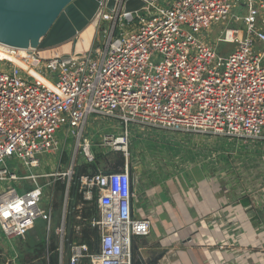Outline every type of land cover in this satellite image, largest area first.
<instances>
[{
    "label": "built area",
    "instance_id": "obj_1",
    "mask_svg": "<svg viewBox=\"0 0 264 264\" xmlns=\"http://www.w3.org/2000/svg\"><path fill=\"white\" fill-rule=\"evenodd\" d=\"M125 1L115 0L111 12L103 1L90 46L80 54L75 47L64 54L0 44L10 57L0 55V231L24 240L36 221L44 224L42 256L29 264H134L132 241L150 235L153 216L137 213L144 194L134 172L139 155L130 149L133 127L162 130L198 147L208 148L205 138L223 140L220 145L239 149L236 158L253 153L250 163L260 173L255 160L264 159V0H141L132 12L125 11ZM213 27L219 33L211 43ZM218 44L232 47L220 50ZM90 119L108 131L100 138L87 133ZM60 130L65 140H74L65 168L53 162L63 151ZM221 151L211 148L199 159L218 165ZM111 152L124 158L118 171L76 175L79 166ZM229 159L225 163L233 166ZM19 166L26 174H17ZM228 186L224 194L232 190ZM233 197L229 207L225 198V212L241 206L251 218L264 214L262 200L251 192ZM253 232L264 246V225ZM242 233L232 234L233 244ZM249 259L246 252L220 264H250ZM17 261L15 253L12 264Z\"/></svg>",
    "mask_w": 264,
    "mask_h": 264
},
{
    "label": "crops",
    "instance_id": "obj_2",
    "mask_svg": "<svg viewBox=\"0 0 264 264\" xmlns=\"http://www.w3.org/2000/svg\"><path fill=\"white\" fill-rule=\"evenodd\" d=\"M58 140L64 153L58 151L53 162L56 166L59 162L65 168L72 158L74 140L72 138ZM218 141L205 138L201 142H205L208 148L218 151L220 143L224 142ZM164 151V154H161L163 159L158 158L157 162L155 160L147 165L153 170V176L146 177L147 186L138 187L141 194H144L143 203H146L148 213L153 216L151 230L155 238L150 241L147 240L148 236L134 238L133 251H138L145 262L152 258L158 259L157 264H220L221 261L233 258L232 247L244 248L245 251L248 248H256L253 231L259 223L264 225V214L258 213L251 218V214L249 216L242 212L241 206H235L237 208L234 209V213L228 221L226 220L228 214L223 204L225 202L223 188L224 182L232 180V177L226 176L227 170L223 166L227 164L222 156L216 159L218 165H215L217 168L215 172L208 173L202 168L203 177L195 178L192 159L194 151L191 150V154L187 155L190 159L186 157V161H183V155L174 157L172 154L168 155L169 150ZM110 155L114 156L108 160L115 162L118 153L111 152ZM239 157H232L234 169L248 167L251 170V166H248L251 160L247 156ZM96 158L99 166L103 156L99 155ZM255 161H258L256 166L260 170L261 167L264 169V159ZM79 162L82 164V159ZM209 162L204 161L205 165ZM134 172L137 176L141 174ZM225 177L229 179L226 180ZM232 181H235V178ZM231 199L236 200L235 197ZM241 203L243 206L248 204L246 200H241ZM248 217L251 219L248 220ZM237 226L241 230L236 232ZM240 231H243L242 235L237 238L236 244H233L235 233ZM252 251L248 262L263 264L258 251Z\"/></svg>",
    "mask_w": 264,
    "mask_h": 264
},
{
    "label": "rangeland",
    "instance_id": "obj_3",
    "mask_svg": "<svg viewBox=\"0 0 264 264\" xmlns=\"http://www.w3.org/2000/svg\"><path fill=\"white\" fill-rule=\"evenodd\" d=\"M238 28H242V26H238ZM219 30L217 29V27H213L211 29L210 34V42L214 43L215 42V36L218 35ZM78 35L76 36L75 40H71L70 42L61 45L59 47H56L58 51H60L59 48L61 47H67L68 48V52L71 51V49L75 47V50L77 49V51L80 50V48H77V44L79 43V39L77 38ZM92 40V36L90 38V43ZM89 43V46H90ZM83 46V45H81ZM89 46H84L85 48H83L84 50L89 48ZM232 46L226 45V44H218V48L220 50L222 49H231ZM54 48V49H56ZM82 49V50H83ZM218 49V52L220 51ZM256 51H258V46L255 48ZM227 51V50H226ZM2 67V65L0 64V68ZM103 122L99 121L98 123L92 124L91 123V119L89 120L87 127H86V132L88 133H92L94 134V136L96 138H100L101 134L104 131H108L107 128H105L102 125ZM99 124V125H97ZM56 137L59 139H64V136L62 134V130L58 131L56 133ZM130 137H131V142H130V149L133 153H137L139 155V163L137 162L134 169L137 173H141L137 176L138 178V184L140 186H147V182L148 179L153 176V170L152 168H150L149 166H147L144 162L145 159V155H147L146 157L148 158L149 162H154L158 158L163 159V156L161 154H164V150H173V152H175L173 154V156L175 157L178 153H180V155H183V161H186V157L187 155L191 154V150L194 151V158L193 159V163H194V175L195 178L198 177H203V172L201 171L202 168L206 167V171L208 173L210 172H215L217 170V168H215V166H204L205 163L201 162L199 157L203 156L205 152L209 151L210 148H207L206 146L203 147H198V145L196 143H194V145H192V143L190 141H185L183 139L177 140L176 137H174L172 134L162 131V130H157V129H149V130H140L137 128H131L130 131ZM72 142V140H70ZM206 145V144H205ZM194 146V148L192 147ZM221 149L224 150L223 153V157L225 162L228 163V159L229 157H233L235 155L238 154L239 149H233L232 151V147L222 144L220 145ZM219 148V147H218ZM232 151V152H231ZM231 152V153H230ZM161 153V154H160ZM227 153L229 155H227ZM120 154V153H119ZM117 155L120 156V155ZM242 154V153H241ZM245 155L247 153H244ZM150 155V156H149ZM114 155H110L107 154L106 156H104L100 162H99V166H98V171L101 172H108L112 170V162L113 161H109L108 159L113 157ZM247 157H249L251 159V161L255 158V155L253 153H250L247 155ZM107 158V159H106ZM238 158V157H237ZM187 159H190L189 156L187 157ZM230 160V159H229ZM41 162L43 164H45V156L43 159H41ZM226 163V164H227ZM251 166V170L248 169V167H242L240 168V170L238 172H240V177L237 176V174L235 175V173L237 172L233 166L230 165H225L223 166V168H225L227 170L226 172V176H228L229 178H231L232 180H234L235 176V181L232 180H228L230 182V185L228 186L227 183L224 182V186H228L229 188H231L232 190L227 192L225 194V198L228 202L229 199H231L233 196H237L240 192V190L242 192H246L249 191L251 192V196H253L252 198H255V201L257 200H262V204H264V189L262 188V184H264L263 178H264V171L263 168H261L260 173H257L255 170L257 169L256 167L253 166V163H250ZM220 167V166H219ZM213 168V169H212ZM18 173L17 174H26V172L24 170H22L20 168V166L18 167ZM45 170V168H44ZM222 170V169H220ZM233 175V176H232ZM147 177V178H146ZM238 182V183H237ZM146 183V184H145ZM225 187L223 189H225ZM226 188L227 190L229 188ZM235 192V193H234ZM248 200L249 198L246 197ZM232 202L231 204L225 205L226 207L232 206ZM145 213L149 212V209L147 208V206L143 203V202H138L137 204V213L140 217H142V215ZM228 216H226V220L228 221V219L232 216L231 212H227ZM247 215L250 216V213H247ZM238 229L240 230L239 226H237ZM155 238V234L154 232L151 230L150 235L147 237V240H153ZM45 240V226L42 222L40 221H36V226L27 234L26 238L24 240H19L16 238H11V239H7L4 237V235L2 234V232L0 231V264H5V262H8V264H12V258L14 257L15 253L18 256V261L16 262V264H23L24 258L27 254V256H31L33 257L36 252L32 249H35L36 246L40 245L41 243H44ZM259 241L255 240L256 248L254 249H249L245 251L244 248H234L232 247V253L233 256L235 255H239V254H243L248 252L251 255V251L252 250H257L259 253L260 258L262 259V257H264V246H261L258 244ZM11 245L14 247V251L11 249ZM251 250V251H249ZM262 250V251H261ZM253 252V251H252ZM68 257V251H66L65 254V260ZM249 261V260H248ZM247 261V262H248ZM250 263V262H249ZM37 264H42V263H37ZM231 264H236V263H231Z\"/></svg>",
    "mask_w": 264,
    "mask_h": 264
},
{
    "label": "water",
    "instance_id": "obj_4",
    "mask_svg": "<svg viewBox=\"0 0 264 264\" xmlns=\"http://www.w3.org/2000/svg\"><path fill=\"white\" fill-rule=\"evenodd\" d=\"M104 0H0V44L19 49H54L64 45L81 33L93 21ZM115 0H107L106 10L111 12ZM141 0H126L124 9H140ZM134 264H157L158 259L147 262L138 251H133Z\"/></svg>",
    "mask_w": 264,
    "mask_h": 264
},
{
    "label": "trees",
    "instance_id": "obj_5",
    "mask_svg": "<svg viewBox=\"0 0 264 264\" xmlns=\"http://www.w3.org/2000/svg\"><path fill=\"white\" fill-rule=\"evenodd\" d=\"M119 155L120 156L117 157L116 161L112 163V170L111 171H118L123 166L124 158L121 154H119ZM96 171H98V166H97V162H94L93 164L88 165V166H79L77 168L76 175L79 177L81 175H88L89 173H94ZM58 189H60V188H58ZM61 201H62V199H61L60 195L56 196V198L54 199V209H55L54 222L56 225L59 222ZM71 222H72V220H71ZM81 234H82L81 240L83 242H87V237H88L89 232L86 230H83L81 232ZM69 237H70V240H75V238H73V232L72 231L69 232ZM75 237H77V236H75ZM32 250H34L36 252V254L33 257L29 256L30 254L28 256L26 254L24 261H23V264H29L31 261H33L35 259H39L42 256L43 243L40 242V245L36 246L35 249H32ZM38 262L44 264L42 260H38ZM52 262L54 263V260H52Z\"/></svg>",
    "mask_w": 264,
    "mask_h": 264
},
{
    "label": "bare ground",
    "instance_id": "obj_6",
    "mask_svg": "<svg viewBox=\"0 0 264 264\" xmlns=\"http://www.w3.org/2000/svg\"><path fill=\"white\" fill-rule=\"evenodd\" d=\"M93 35H94V25H93V21H92L87 28H85L81 33L78 34V37L77 38L79 39V43L76 46H77V48H80V50L77 51V49H76L75 50V54H80L81 51L84 50L83 48H85L86 46H89L90 38H91V36L93 38ZM81 45H83V46H81ZM67 47H64V48L61 47V48H59L60 49V52H62L64 54L72 53L73 48L71 49L70 52H68V48ZM0 55H1V57H9L6 53H2L1 51H0ZM11 60L13 62L19 64V65H22V63L18 59L11 58Z\"/></svg>",
    "mask_w": 264,
    "mask_h": 264
},
{
    "label": "flooded vegetation",
    "instance_id": "obj_7",
    "mask_svg": "<svg viewBox=\"0 0 264 264\" xmlns=\"http://www.w3.org/2000/svg\"><path fill=\"white\" fill-rule=\"evenodd\" d=\"M136 262V257H135V254H134V256H133V263H135Z\"/></svg>",
    "mask_w": 264,
    "mask_h": 264
}]
</instances>
